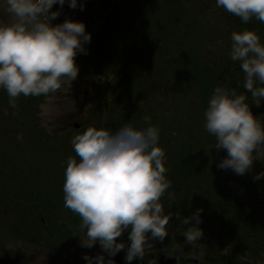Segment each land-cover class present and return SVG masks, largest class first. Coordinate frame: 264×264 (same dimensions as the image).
I'll use <instances>...</instances> for the list:
<instances>
[{
	"label": "trees",
	"instance_id": "trees-1",
	"mask_svg": "<svg viewBox=\"0 0 264 264\" xmlns=\"http://www.w3.org/2000/svg\"><path fill=\"white\" fill-rule=\"evenodd\" d=\"M105 1L110 8L93 25L79 7L88 0H77L76 9L68 0L63 9L53 5L60 15L52 23L83 22L91 34L87 54L75 57L92 93L75 135L89 127L115 131L127 123L142 129L145 116L160 130L165 176L171 181L161 203L171 218L168 236L151 241L145 252L181 249L178 255L196 253L206 264H264V177L253 179L264 172V160L254 161L242 176L218 168L224 151L217 152L215 138L204 127L217 86L246 94L253 115L264 123V101L257 106L245 93L244 73L229 56L233 31L255 30L264 43V24L242 23L217 7V0ZM47 96L21 95L13 107L0 88V264H16L17 245L46 243L52 249L69 238H86L80 217L64 207L74 130L45 129L40 105ZM198 209L203 236L189 245L181 229L188 225L182 222ZM119 241L126 248L111 259L128 264V232Z\"/></svg>",
	"mask_w": 264,
	"mask_h": 264
},
{
	"label": "clouds",
	"instance_id": "clouds-1",
	"mask_svg": "<svg viewBox=\"0 0 264 264\" xmlns=\"http://www.w3.org/2000/svg\"><path fill=\"white\" fill-rule=\"evenodd\" d=\"M65 0H6V11L12 22L0 25V88L6 90L9 104L23 95L47 96L72 84L78 77L75 57L87 54L85 44L91 34L83 22L65 19L53 25ZM76 9L77 0H68ZM83 10V4L79 5ZM217 7L247 24L253 19L264 24V0H217ZM230 59L238 62L244 73L245 93L257 106L264 101V43L255 30L244 29L231 34ZM246 94L217 86L204 112L206 131L215 140L217 152L227 156L217 165L244 175L253 169L254 161L264 160V123L254 116ZM144 117L147 127L138 129L132 123L115 131L89 127L71 140L75 156L67 159L63 185L64 207L80 217L86 238L81 247L92 248L97 242L104 254L84 255L88 264H114L111 257L125 250L118 242L128 232L125 259H143L145 246L168 236L166 215L161 203L171 181L165 176V151L159 146L160 130ZM264 172L253 179L260 180ZM171 195V194H170ZM201 210L184 218L185 243L200 241L203 230ZM155 264V261H153Z\"/></svg>",
	"mask_w": 264,
	"mask_h": 264
},
{
	"label": "rangeland",
	"instance_id": "rangeland-1",
	"mask_svg": "<svg viewBox=\"0 0 264 264\" xmlns=\"http://www.w3.org/2000/svg\"><path fill=\"white\" fill-rule=\"evenodd\" d=\"M102 1L105 0H97V3L96 0H88L87 4L86 2H82L84 6L82 10L84 18L86 21H92V25L95 23V18L101 19L105 16L104 11L102 10L108 11L109 9L107 8H110L108 6L102 8L100 4ZM11 22L12 17L6 11V0H0V25L9 24ZM82 74L83 71L79 70L77 79L72 81L71 85L62 84L60 90L49 94L43 103H41L40 117L46 130L48 129L49 131L56 133L61 130L73 129L72 136L74 137L75 130L77 129L73 127L80 124L81 117L89 109L92 95L89 87L90 84H88L89 80ZM27 133V130L23 131L24 136ZM18 135H20V133ZM226 156L227 153L224 151V156L222 159H219V162ZM229 170L230 169H227V172ZM69 239L65 240L66 243ZM81 239L83 240L84 237H81ZM75 242H79V245L81 246L80 237H75L70 240V244L74 245ZM17 246L14 247V253L12 254L16 264H58L64 262V260H69L70 255L77 250H69L65 255H61L58 251L52 252V250L47 247L46 243L28 244L26 249H22V247H24L23 245L20 246V248ZM98 248H100V246ZM86 249L88 248H85V250ZM82 256L83 255H81V257Z\"/></svg>",
	"mask_w": 264,
	"mask_h": 264
},
{
	"label": "flooded vegetation",
	"instance_id": "flooded-vegetation-1",
	"mask_svg": "<svg viewBox=\"0 0 264 264\" xmlns=\"http://www.w3.org/2000/svg\"><path fill=\"white\" fill-rule=\"evenodd\" d=\"M60 247L52 248L51 250L52 252L58 251L59 253H61V255H65L69 250H77L70 255L69 260H64V262H60L58 264H88V261L83 258L85 254H87L89 257H95L100 254L98 253L100 252L99 248H88L85 250V248L79 245V242H75L74 245L70 244L67 246L66 242L64 243L63 241ZM176 251L183 250H159L158 252L148 251L144 253V258L142 259V262L136 264H153V261H155V264H206L202 263L201 260L196 257V253H191L187 251L183 252V255H178ZM81 255L83 256L81 257ZM105 259H108L106 255ZM134 260L137 261L139 259L137 258ZM93 264H96L95 260H93Z\"/></svg>",
	"mask_w": 264,
	"mask_h": 264
},
{
	"label": "water",
	"instance_id": "water-1",
	"mask_svg": "<svg viewBox=\"0 0 264 264\" xmlns=\"http://www.w3.org/2000/svg\"><path fill=\"white\" fill-rule=\"evenodd\" d=\"M101 6H102V8H105V7L109 6V2H107V1H103V2L101 3ZM171 262H172V260H171Z\"/></svg>",
	"mask_w": 264,
	"mask_h": 264
}]
</instances>
